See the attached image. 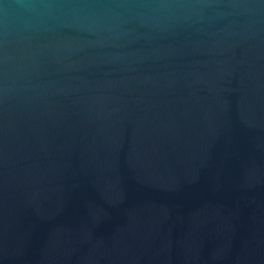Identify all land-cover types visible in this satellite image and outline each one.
Instances as JSON below:
<instances>
[{"label":"water","instance_id":"water-1","mask_svg":"<svg viewBox=\"0 0 264 264\" xmlns=\"http://www.w3.org/2000/svg\"><path fill=\"white\" fill-rule=\"evenodd\" d=\"M0 264H264V0H0Z\"/></svg>","mask_w":264,"mask_h":264}]
</instances>
